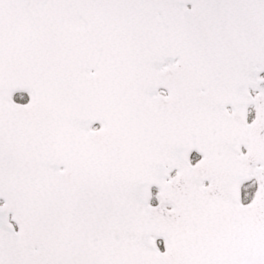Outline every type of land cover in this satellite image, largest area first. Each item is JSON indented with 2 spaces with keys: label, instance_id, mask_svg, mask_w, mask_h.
Returning a JSON list of instances; mask_svg holds the SVG:
<instances>
[{
  "label": "snow or ice",
  "instance_id": "6c2138e0",
  "mask_svg": "<svg viewBox=\"0 0 264 264\" xmlns=\"http://www.w3.org/2000/svg\"><path fill=\"white\" fill-rule=\"evenodd\" d=\"M0 264H264V0H0Z\"/></svg>",
  "mask_w": 264,
  "mask_h": 264
}]
</instances>
